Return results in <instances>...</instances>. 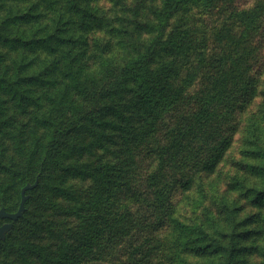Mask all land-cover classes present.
Here are the masks:
<instances>
[{"label":"trees","instance_id":"1","mask_svg":"<svg viewBox=\"0 0 264 264\" xmlns=\"http://www.w3.org/2000/svg\"><path fill=\"white\" fill-rule=\"evenodd\" d=\"M263 52L264 0H0V264L264 255Z\"/></svg>","mask_w":264,"mask_h":264},{"label":"water","instance_id":"2","mask_svg":"<svg viewBox=\"0 0 264 264\" xmlns=\"http://www.w3.org/2000/svg\"><path fill=\"white\" fill-rule=\"evenodd\" d=\"M38 183H39V179H37L34 183H27L22 188L21 190L22 199H21L20 206L17 211L15 212L7 211L5 206H2L0 208V218L12 220V221H8L0 225V239H5L6 234L12 230L14 222L23 216L24 211L26 209V202L30 197V195L27 194L26 192L27 190L36 187Z\"/></svg>","mask_w":264,"mask_h":264},{"label":"rangeland","instance_id":"3","mask_svg":"<svg viewBox=\"0 0 264 264\" xmlns=\"http://www.w3.org/2000/svg\"><path fill=\"white\" fill-rule=\"evenodd\" d=\"M246 2H250L253 0H245ZM243 2V1H242ZM263 62H264V52H263ZM11 194H7V198L6 201L9 202L10 205H14V201H16L18 199V194H19V190H11L10 191ZM2 200V196H0V201ZM258 241L264 242V236H259ZM254 255H245L244 257H249L248 263L247 261L244 262V264H264V255L259 254V253H253Z\"/></svg>","mask_w":264,"mask_h":264}]
</instances>
